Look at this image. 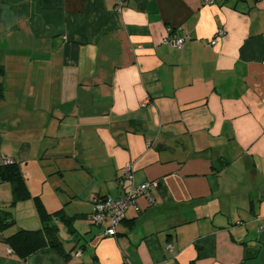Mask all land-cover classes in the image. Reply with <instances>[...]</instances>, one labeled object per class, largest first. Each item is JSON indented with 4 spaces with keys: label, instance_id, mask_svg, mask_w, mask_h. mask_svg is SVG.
<instances>
[{
    "label": "crops",
    "instance_id": "0c3cea01",
    "mask_svg": "<svg viewBox=\"0 0 264 264\" xmlns=\"http://www.w3.org/2000/svg\"><path fill=\"white\" fill-rule=\"evenodd\" d=\"M116 6L0 0V165L31 193L0 199L14 219L0 264H264V0ZM167 28L189 34L183 49ZM127 163L134 183L158 181L154 203L138 197L107 236L92 198L122 196ZM31 196L62 216L43 220ZM44 221L55 237L12 251L7 236Z\"/></svg>",
    "mask_w": 264,
    "mask_h": 264
},
{
    "label": "built area",
    "instance_id": "2783aa9c",
    "mask_svg": "<svg viewBox=\"0 0 264 264\" xmlns=\"http://www.w3.org/2000/svg\"><path fill=\"white\" fill-rule=\"evenodd\" d=\"M208 1V0H207ZM122 0H117L116 10L121 9ZM171 28H167V35L162 38V43L172 46L176 50H181L185 46L188 33H182L180 35L170 34ZM224 34L223 30H218L214 37L210 40L211 45H215L219 37ZM4 163L11 164L13 159L5 158ZM133 167L130 163H127L124 169L123 178L120 183H123L124 179L130 181V185L125 190L124 194L118 198L113 197H100L93 196L92 198V210L88 216V221L92 225L103 227V234L112 236L116 233V227L120 221L124 218L126 210L129 206L134 205L137 198L140 196L146 197L149 204L154 203V198L151 195V191L158 187L157 180H147L141 183H134ZM171 244L167 248H171ZM10 252L11 249H8ZM81 250L72 252V255L79 254ZM123 264H131L128 259H125Z\"/></svg>",
    "mask_w": 264,
    "mask_h": 264
},
{
    "label": "trees",
    "instance_id": "16d2710c",
    "mask_svg": "<svg viewBox=\"0 0 264 264\" xmlns=\"http://www.w3.org/2000/svg\"><path fill=\"white\" fill-rule=\"evenodd\" d=\"M3 67L0 65V75L3 74ZM3 97V86L0 82V99ZM0 182H9L11 185L12 202L14 204L17 200H24L30 196L26 188V182L23 178L17 163L13 161L11 164L3 163L0 165ZM36 201V207L39 215L46 220V218L51 219V217L62 216V210L55 211L53 213H48L45 211L41 201L38 197L34 198ZM123 220V219H122ZM121 220V221H122ZM120 221V222H121ZM14 224V219L12 218L11 212L0 207V231ZM51 229L52 235L55 237L57 225H53L44 221V225L41 229L37 230H26L19 229L15 233L7 236L5 241L8 242L12 251L18 253L21 256H26L32 253L46 243V236L44 235V230ZM46 231L45 234H47ZM116 234V233H115ZM108 236V235H107ZM115 236V235H112ZM52 243V247L56 248L57 244L54 243V239L49 240Z\"/></svg>",
    "mask_w": 264,
    "mask_h": 264
},
{
    "label": "rangeland",
    "instance_id": "374dc122",
    "mask_svg": "<svg viewBox=\"0 0 264 264\" xmlns=\"http://www.w3.org/2000/svg\"><path fill=\"white\" fill-rule=\"evenodd\" d=\"M35 183V185H36V188H39V184H41V182L39 183V181H38V179H35V181H34ZM2 183H5V182H0V184H2ZM9 186H11L10 185V183L8 184ZM26 188H27V181H26ZM27 190H28V188H27ZM28 192H29V190H28ZM30 193V192H29ZM30 195H31V193H30ZM34 198V196H31V200ZM0 199H1V201H3V202H9V204H11V202H12V194H11V190H10V192L8 193L7 191H4V190H1L0 191ZM26 199H29V198H26Z\"/></svg>",
    "mask_w": 264,
    "mask_h": 264
}]
</instances>
